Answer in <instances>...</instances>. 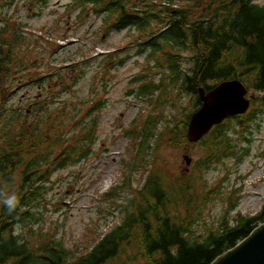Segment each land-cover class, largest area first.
<instances>
[{
	"label": "trees",
	"instance_id": "trees-1",
	"mask_svg": "<svg viewBox=\"0 0 264 264\" xmlns=\"http://www.w3.org/2000/svg\"><path fill=\"white\" fill-rule=\"evenodd\" d=\"M69 1L73 9L90 7L94 15L104 16L109 29L135 30L142 41L138 52L148 50L168 86L195 98L193 111L200 105L199 87L209 90L233 79L262 94L251 102L258 103V108L243 117L252 118L264 107V6L254 0H187L176 8L173 0L158 5L143 0L136 9L134 0ZM8 32L0 30V264H109L127 250L133 252L125 255V264H211L264 223L263 206L251 217L238 215L232 224L226 220L215 230L196 235L193 226L202 219V204L208 195H199L188 182L171 183L159 173H150L119 211L118 223L86 253L74 257L62 241L33 233L29 223L36 219L34 211L51 176L92 154L97 127L90 116L100 111L103 103L92 101L87 110L69 112L65 103L53 107V102H47L51 99L48 82L40 77L32 81L40 91L28 107L9 105L5 98L26 68L16 56L20 39L15 32ZM182 54L190 55L185 69L178 60ZM48 78L56 82L60 94L78 80L72 76L66 81L61 74ZM166 87L147 84L140 87L139 94L160 91L163 95ZM188 119L189 115L173 126L169 143H186L181 134ZM154 124L149 118L140 130L132 127L128 131L136 143L129 168L134 169L149 149ZM223 126L217 125L197 143L209 157L205 169L220 152L232 154ZM12 195L19 203L10 212L3 201ZM18 227L28 228V237L17 233Z\"/></svg>",
	"mask_w": 264,
	"mask_h": 264
},
{
	"label": "rangeland",
	"instance_id": "rangeland-1",
	"mask_svg": "<svg viewBox=\"0 0 264 264\" xmlns=\"http://www.w3.org/2000/svg\"><path fill=\"white\" fill-rule=\"evenodd\" d=\"M140 1L134 0L135 9L142 6ZM161 2L167 3L152 0L157 5ZM185 2L173 0L172 6ZM254 2L264 6V0ZM70 3L0 0V30L6 28L8 35L15 32L20 39L16 56L26 68L5 98L8 104L28 107L40 91L32 81L40 77L48 82L51 99L47 102H53V107L65 103L69 112L74 108L87 110L92 101L103 103L101 110L90 116L97 127L92 154L51 176L34 211L36 219L29 223L32 232L62 241L74 257L84 254L118 223L119 211L150 173H159L171 183L188 182L199 195H208L202 204V219L193 226L196 235L213 231L226 220L232 224L238 215L257 214L264 206V107L252 118L242 115L223 123L221 130L230 141L232 154L220 152L205 169L209 157L204 148L186 140V129L181 134L186 143H169L173 126L194 112L195 98L168 86L148 50L138 52L142 41L135 30L109 29L104 16L94 15L90 7L73 9ZM189 57L182 54L178 58L182 68L188 66ZM57 74L66 81L72 76L78 80L60 94L56 82L48 78ZM147 84L167 86L164 96L160 91L139 94L140 87ZM249 96L256 101L262 94L250 91ZM252 108H258V103L251 105L245 116ZM149 118L155 121V136L131 169L127 163L135 157L136 143L128 131L132 127L140 130ZM184 155L191 159L189 165ZM27 229L18 227L16 232L28 237ZM130 252L109 264H125V255Z\"/></svg>",
	"mask_w": 264,
	"mask_h": 264
},
{
	"label": "water",
	"instance_id": "water-1",
	"mask_svg": "<svg viewBox=\"0 0 264 264\" xmlns=\"http://www.w3.org/2000/svg\"><path fill=\"white\" fill-rule=\"evenodd\" d=\"M247 94L248 88L237 79L224 80L209 90L198 88L200 106L189 117L186 140L195 144L224 120L245 114L253 99ZM183 160L186 165L191 162L187 155ZM211 264H264V223Z\"/></svg>",
	"mask_w": 264,
	"mask_h": 264
},
{
	"label": "clouds",
	"instance_id": "clouds-1",
	"mask_svg": "<svg viewBox=\"0 0 264 264\" xmlns=\"http://www.w3.org/2000/svg\"><path fill=\"white\" fill-rule=\"evenodd\" d=\"M3 203L7 206L8 210L11 212L16 208L19 201L15 195H12L4 199Z\"/></svg>",
	"mask_w": 264,
	"mask_h": 264
},
{
	"label": "flooded vegetation",
	"instance_id": "flooded-vegetation-1",
	"mask_svg": "<svg viewBox=\"0 0 264 264\" xmlns=\"http://www.w3.org/2000/svg\"><path fill=\"white\" fill-rule=\"evenodd\" d=\"M58 1H60V0H58Z\"/></svg>",
	"mask_w": 264,
	"mask_h": 264
}]
</instances>
